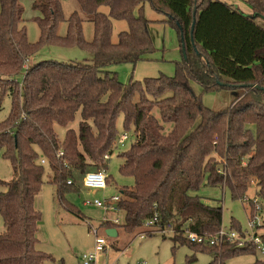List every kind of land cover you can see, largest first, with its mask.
I'll return each mask as SVG.
<instances>
[{"label": "trees", "instance_id": "trees-1", "mask_svg": "<svg viewBox=\"0 0 264 264\" xmlns=\"http://www.w3.org/2000/svg\"><path fill=\"white\" fill-rule=\"evenodd\" d=\"M75 1L80 13L66 17L60 0H33L40 37L31 43L20 0H0V95L9 94L12 101L9 116L0 122V150L15 173L12 181H0L5 188L0 193L5 227L0 264H66L38 248L42 214L35 200L46 167L59 205L80 215L65 196L86 188L88 173L107 172L120 140V115L132 139L119 152L124 160L119 173L133 180L117 194L123 231L133 234L153 220L150 229L171 231L174 246L210 253L211 264L257 257L251 244L210 246L187 235L209 238L223 226L222 207L195 194L203 186L226 188L232 199L242 201L255 179L258 204L249 202L251 216L264 210V0H245L252 15L220 0ZM146 3L165 19H148ZM102 7L108 8L107 14ZM81 13L93 24L92 41L85 39ZM114 20L128 24L117 43L112 41ZM64 22L67 33L62 36ZM151 23L175 28L186 58L176 62L173 77L123 84L106 68L149 60L156 52ZM45 46L78 48L92 55V63L47 60L27 66ZM20 75L22 82L16 80ZM190 81L205 93L229 91L235 97L224 109L208 108ZM79 112L75 131L70 125ZM56 126L66 129L63 140ZM102 225L117 228L108 220ZM231 227L242 232L234 219ZM261 238L264 243V231ZM252 264H264V259Z\"/></svg>", "mask_w": 264, "mask_h": 264}, {"label": "rangeland", "instance_id": "rangeland-1", "mask_svg": "<svg viewBox=\"0 0 264 264\" xmlns=\"http://www.w3.org/2000/svg\"><path fill=\"white\" fill-rule=\"evenodd\" d=\"M60 1L66 17L74 12L80 13V8L75 0ZM32 2L33 0H20L25 9L24 27L28 39L31 43H36L40 37V29L34 18L39 14L32 9ZM229 2L241 7L248 5L245 0H229ZM101 11L107 14L108 8L102 7ZM81 15L84 18L85 39L92 41L93 24L82 13ZM145 16L152 21L165 19L164 15L153 11L148 3L145 4ZM127 30V22L114 20L112 41L117 43L119 34ZM149 30L156 47V52L150 56L149 60L139 61L136 64H113L106 68L107 71L117 74L121 83L143 82L147 78H158L163 75L175 76L176 62H181L184 58L176 29L166 24L151 23ZM66 33L67 23L64 22L59 28V34L64 36ZM47 60L91 64L92 55L78 48L45 46L29 58L27 66ZM22 78L20 75L16 77V80L22 82ZM190 85L203 104L214 110L228 107L235 97L234 93L229 91L205 93L195 81H190ZM11 105L12 101L9 94L0 95V122L9 116ZM156 115L158 116L157 112ZM80 121L79 112L70 128L77 131ZM170 127L169 125L166 126V131H169ZM117 128L120 139L124 134H128L129 140L124 143V147L116 145V149L110 155L106 173L111 179V184L104 191L82 188L80 192H69L65 196L80 215L71 213L59 205L56 187L49 182L51 172L46 167L44 184L35 200L36 209L42 214L38 232L39 250L53 255L57 260H64L66 264H83L82 257L92 251L95 246L94 230H97L99 236L105 237L109 245L105 252L98 254V264H211L213 256L210 253L199 252L188 246H174L171 241L173 233L169 230L154 231L150 227L144 226L135 233L128 234L121 227L124 223V212L106 211L102 207L88 203V201L103 200L105 197L117 195L120 187L133 184L132 178L122 177L119 173V167L124 163V160L119 157V152L129 148L132 141L131 134L127 133L123 127V115L117 119ZM56 131L59 138L63 140L66 129L56 126ZM13 179H15V173L11 163L3 158L0 150V181H12ZM4 191L5 188L0 185V193ZM256 191V181L252 179L245 198L251 200L256 198ZM195 194L210 205L217 206L219 204L222 207L223 227L225 229H232L231 221L234 219L241 226L243 232L248 230L249 217L252 215L248 200H234L229 190L222 187L203 186ZM262 206L264 208V202H262ZM116 219L119 220L115 225L117 236L109 237L102 222L105 220L114 222ZM4 230L3 219L0 215V235ZM190 258H194L195 262L189 263ZM256 258L264 259V256L261 254H257V257L252 255L240 256L228 260L226 264H252Z\"/></svg>", "mask_w": 264, "mask_h": 264}, {"label": "built area", "instance_id": "built-area-1", "mask_svg": "<svg viewBox=\"0 0 264 264\" xmlns=\"http://www.w3.org/2000/svg\"><path fill=\"white\" fill-rule=\"evenodd\" d=\"M128 140L129 135L124 134V136H122V138L118 141L117 146L120 145L121 147H124V143ZM42 163H45V161H42ZM107 176L108 175L104 170L99 172L88 173L84 177V186L87 189H96L104 191L107 189ZM119 199V195H113L111 197H105L103 200L88 201V203L94 204L97 207H102L106 211H117L116 205ZM244 200H248V202L252 201L254 204H258L257 198H254L252 200L245 198ZM257 209L260 210V207L258 206ZM249 219L250 221L248 225V230L246 232H238L233 229L227 230L222 226L221 229L215 235L209 238L202 236L198 237L195 234L191 233L187 235V238L193 242L199 244H209L210 246L222 245L224 243H232L236 245V247L240 248L251 244L255 246L258 254L264 256V243L261 238V235L264 231V210H260L258 214H255V216H250ZM118 222L119 220L116 219L113 223L117 224ZM152 224L153 220H150L145 223V226L151 227ZM94 234L95 246L92 251L82 257L83 264H98V254L105 252L106 249L109 247L105 237L99 236L97 230H94Z\"/></svg>", "mask_w": 264, "mask_h": 264}, {"label": "crops", "instance_id": "crops-1", "mask_svg": "<svg viewBox=\"0 0 264 264\" xmlns=\"http://www.w3.org/2000/svg\"><path fill=\"white\" fill-rule=\"evenodd\" d=\"M220 1L225 2V3L229 4V5L237 8L238 10H240L242 13H244L246 15H252L253 14V11H252V9L250 8L249 5H247L245 7H241L240 5L234 4L233 2H229V0H220ZM230 1H233V0H230Z\"/></svg>", "mask_w": 264, "mask_h": 264}, {"label": "water", "instance_id": "water-1", "mask_svg": "<svg viewBox=\"0 0 264 264\" xmlns=\"http://www.w3.org/2000/svg\"><path fill=\"white\" fill-rule=\"evenodd\" d=\"M196 11H197V9L194 10V16L196 15ZM177 25L179 26V24H177ZM193 29H194V24H193V27H192V32H193ZM181 51H182V54L184 56L183 59H185L186 58V53H185V46L184 45H182V50ZM106 234L109 237H116L117 236V231L114 228L106 229Z\"/></svg>", "mask_w": 264, "mask_h": 264}]
</instances>
